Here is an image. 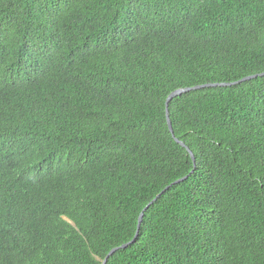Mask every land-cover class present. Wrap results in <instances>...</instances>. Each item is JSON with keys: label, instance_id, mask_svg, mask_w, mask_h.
<instances>
[{"label": "trees", "instance_id": "obj_1", "mask_svg": "<svg viewBox=\"0 0 264 264\" xmlns=\"http://www.w3.org/2000/svg\"><path fill=\"white\" fill-rule=\"evenodd\" d=\"M264 0H0V264H264Z\"/></svg>", "mask_w": 264, "mask_h": 264}, {"label": "water", "instance_id": "obj_2", "mask_svg": "<svg viewBox=\"0 0 264 264\" xmlns=\"http://www.w3.org/2000/svg\"><path fill=\"white\" fill-rule=\"evenodd\" d=\"M264 75V71L263 72H260V73H255V74H251V75H248V76H245V77H242L241 79H238L236 81H232V82H209V83H203V84H198V85H194V86H187V87H181V88H177L175 89L174 91H172L166 98V114H167V121H168V126H169V129L171 131V133L173 134V136L175 137V140L177 142H179L181 145H183L184 147H186V149L189 151L192 159H193V162H194V165L196 164V158L194 156V153L192 152V150L185 144V142H183L182 140H180L178 137L175 136L174 134V129H173V126H172V122H171V119H170V116H169V111H168V106H169V102L176 96L178 95H181L185 92H188V91H191V90H197V89H200V88H204V87H210V86H224V85H235V84H238L242 81H245V80H248V79H252V78H255L257 76H263ZM194 171V169H192V171L186 175H184L183 177H180L178 179H176L175 181L171 182L169 185H167L166 187H164L159 193H157V195L143 208V210L141 211L140 215H139V220H138V225H137V229H136V233L134 235V237L128 241V242H125L121 245H118L116 247H113L108 253L107 255L104 257V259L102 260V264H106L107 263V260L108 258L114 254L117 250L121 249V248H125L127 247L128 245L132 244L136 238L138 237L139 235V232H140V227H141V223H142V220H143V216H144V213L146 211V209L154 202L156 201L162 193H164L168 188H170L172 185L174 184H177L185 179L188 178V176Z\"/></svg>", "mask_w": 264, "mask_h": 264}]
</instances>
